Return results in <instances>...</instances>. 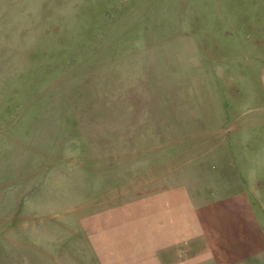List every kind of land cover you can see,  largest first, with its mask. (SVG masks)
<instances>
[{
  "label": "rangeland",
  "instance_id": "374dc122",
  "mask_svg": "<svg viewBox=\"0 0 264 264\" xmlns=\"http://www.w3.org/2000/svg\"><path fill=\"white\" fill-rule=\"evenodd\" d=\"M232 196L264 225V0H0V264H148Z\"/></svg>",
  "mask_w": 264,
  "mask_h": 264
},
{
  "label": "crops",
  "instance_id": "0c3cea01",
  "mask_svg": "<svg viewBox=\"0 0 264 264\" xmlns=\"http://www.w3.org/2000/svg\"><path fill=\"white\" fill-rule=\"evenodd\" d=\"M148 264H264V225L252 202L173 198V226L147 239Z\"/></svg>",
  "mask_w": 264,
  "mask_h": 264
}]
</instances>
